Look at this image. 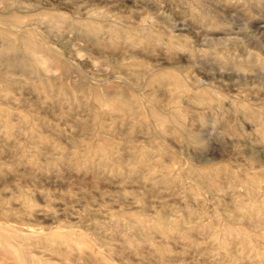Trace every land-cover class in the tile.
Wrapping results in <instances>:
<instances>
[{
    "label": "clouds",
    "instance_id": "1",
    "mask_svg": "<svg viewBox=\"0 0 264 264\" xmlns=\"http://www.w3.org/2000/svg\"><path fill=\"white\" fill-rule=\"evenodd\" d=\"M0 264H264V0H0Z\"/></svg>",
    "mask_w": 264,
    "mask_h": 264
}]
</instances>
